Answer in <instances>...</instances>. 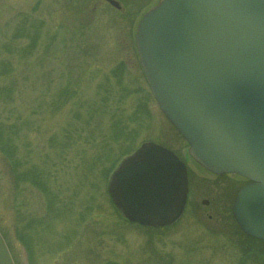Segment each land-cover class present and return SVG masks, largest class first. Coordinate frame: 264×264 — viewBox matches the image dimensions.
I'll return each mask as SVG.
<instances>
[{
	"label": "rangeland",
	"instance_id": "obj_1",
	"mask_svg": "<svg viewBox=\"0 0 264 264\" xmlns=\"http://www.w3.org/2000/svg\"><path fill=\"white\" fill-rule=\"evenodd\" d=\"M113 1L0 0V232L15 263L264 264L231 212L246 180L201 169L146 82L134 37L159 0ZM144 143L188 169L169 227L130 223L107 192Z\"/></svg>",
	"mask_w": 264,
	"mask_h": 264
},
{
	"label": "water",
	"instance_id": "obj_2",
	"mask_svg": "<svg viewBox=\"0 0 264 264\" xmlns=\"http://www.w3.org/2000/svg\"><path fill=\"white\" fill-rule=\"evenodd\" d=\"M118 6L113 0H107ZM140 63L160 109L216 173L251 182L233 215L264 240V0H160L136 32ZM108 193L132 223L168 227L188 195L186 165L145 143L112 173ZM0 264H15L0 233Z\"/></svg>",
	"mask_w": 264,
	"mask_h": 264
},
{
	"label": "flooded vegetation",
	"instance_id": "obj_3",
	"mask_svg": "<svg viewBox=\"0 0 264 264\" xmlns=\"http://www.w3.org/2000/svg\"><path fill=\"white\" fill-rule=\"evenodd\" d=\"M142 16H143V15H142ZM139 20H140V19H139ZM138 22H139V21H138ZM138 22H137V23H138ZM134 38H135V37H134ZM200 168H201V167H200ZM201 169H202V168H201ZM203 170H205V169H203ZM205 171H207V170H205ZM207 172L210 173V174H212V175H214V176H216V177H218V175H215V174H213V173H211V172H209V171H207ZM245 184H246V183H245ZM242 186H243V185H242ZM188 194H189V193H188ZM204 202H206V203H204ZM187 203H188V202H187ZM203 204H206V205H207V204H208V200H204V201H203ZM186 207H187V206H186ZM185 210H186V209H185ZM184 213H185V211H184ZM184 213H183V215H184ZM181 218H182V217H181ZM247 237H248V236H247Z\"/></svg>",
	"mask_w": 264,
	"mask_h": 264
}]
</instances>
